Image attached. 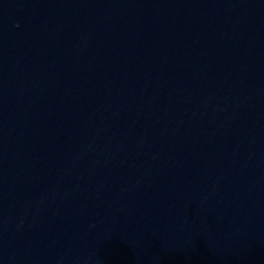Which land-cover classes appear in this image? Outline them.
I'll return each instance as SVG.
<instances>
[{
	"label": "water",
	"instance_id": "1",
	"mask_svg": "<svg viewBox=\"0 0 264 264\" xmlns=\"http://www.w3.org/2000/svg\"><path fill=\"white\" fill-rule=\"evenodd\" d=\"M0 264H264V0H0Z\"/></svg>",
	"mask_w": 264,
	"mask_h": 264
}]
</instances>
